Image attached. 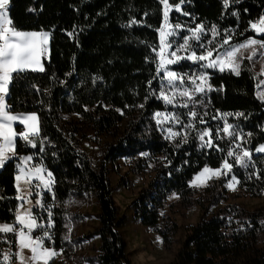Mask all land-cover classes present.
Segmentation results:
<instances>
[{
  "label": "trees",
  "instance_id": "1",
  "mask_svg": "<svg viewBox=\"0 0 264 264\" xmlns=\"http://www.w3.org/2000/svg\"><path fill=\"white\" fill-rule=\"evenodd\" d=\"M169 2L175 5L179 0ZM234 11L239 13L238 17L232 15ZM184 12L191 16L183 15ZM261 15H264V0H239V3L230 0L227 9L223 0H190L182 5L180 12H170V21L186 28L201 22L208 28L215 24L220 32L218 41L224 38V29L236 30L229 33L233 36L229 43L233 44L249 37L264 39V34L256 36L249 26V21L254 22ZM9 17L18 30L43 29L51 33L49 53L43 58L45 71H28L15 79L6 98L13 113L36 112L40 121L39 137L48 138L43 154L39 153V148H26L17 138L18 155L37 153L33 162H42L52 171L55 184L51 195L44 194L45 205L53 200L62 204L72 196L82 198L87 194L94 197L98 224L89 235L99 238V253L95 256L99 264H133L120 231L126 218L119 216L112 197L108 171L104 168L106 162L116 166L119 158L133 159L131 171L134 173L143 171L147 161L154 164V176L138 192L130 208L143 225L157 229L165 247L171 243L175 223L166 222L157 227L159 209L170 194L175 193L184 204H198L204 209L203 213H206V204L215 205L226 199L221 192L224 180L210 181L193 200L195 192L189 186V181L205 164L211 168L219 167L224 154L215 149H201L195 132L190 133L187 144L176 149L173 143L164 139L153 120L154 112L165 110L164 102L156 96H149L145 101V96L153 89L157 94L159 92L158 80L153 81L151 88L148 85L154 65L145 60L153 56L148 44H158L159 40L155 29L162 20V5L158 0H10ZM133 17L140 23L125 27ZM74 29L75 37L69 36ZM190 65L191 62L183 61L174 68L178 72H187L193 70ZM208 71L212 73L210 83L214 88L224 85L223 91L209 93L208 127L213 129V134L217 125L223 127V121L210 119L216 109L244 112L248 119L229 117V123L240 125L238 130L244 135L241 148L254 150L264 143V102L255 96L258 79L248 61H242L239 76L227 71ZM68 73L71 75H66ZM94 78H98L95 83ZM140 104L145 106L140 108ZM168 110L173 109L168 106ZM63 115H76L80 120L63 122ZM121 123L124 126L120 130ZM82 126L114 138L105 149L99 169L92 166L87 154L78 146L77 136ZM16 130L20 131L22 127L17 126ZM248 133L252 135L248 136ZM217 143L226 154L229 147L236 148L234 145L238 140L232 142L225 137ZM140 152H147L149 156L141 157ZM53 153H56L55 157ZM229 162L234 163L233 158H229ZM17 163L18 160L12 159L0 168V196L4 197L0 199V222L13 223L15 219ZM251 163L254 167L247 170L234 165L230 174L241 181L237 187L244 195L257 198L264 192V154L252 155ZM257 171L260 179L255 175L246 178ZM121 183L128 184L126 176ZM52 211L55 221L54 228L49 229L54 234L52 246L56 251L63 249L64 257L61 260L53 258L49 264H67L70 248L60 237L63 210L55 207ZM35 214L47 220L42 210L35 209ZM203 216L188 230L169 264H264V239L260 237L264 232V209L248 212L236 205H227L207 218ZM36 233L42 234V231L33 234ZM6 239L15 241L12 234ZM50 242L46 240V244ZM5 245L13 249L15 244L0 240V258Z\"/></svg>",
  "mask_w": 264,
  "mask_h": 264
},
{
  "label": "snow or ice",
  "instance_id": "2",
  "mask_svg": "<svg viewBox=\"0 0 264 264\" xmlns=\"http://www.w3.org/2000/svg\"><path fill=\"white\" fill-rule=\"evenodd\" d=\"M158 2L163 6V18L159 28L155 29L159 40L158 44H148L153 56L146 57L145 60L154 65V73L148 81V85L151 88L153 81L158 80L159 92L157 94L153 89L145 96V101L149 99V96H156L158 100L164 102L165 110L154 112L153 119L157 128L164 134V139L173 143L176 149L187 144L190 133L195 132L201 149H215L224 154V159L219 167L211 168L205 164L189 181V186H203L213 177L227 176L233 171L234 165L245 170L254 167L248 149L241 148L237 144L236 147L241 148L239 152L229 147L225 154L217 143L224 140L225 137L232 142L244 139L242 130H238L240 129L239 123H229V117L248 119L244 112H222L220 109H216L210 119L223 121V127L217 125L215 134H213V129L208 127V109L211 106L209 93L213 91L219 93L224 90L223 84L219 88L213 87L210 83L212 73L208 70L221 73L227 71L236 76L241 75L243 58L241 49H251L247 57L249 60L258 51L264 57V39L249 37L243 43L230 44L233 36L229 33L236 30L224 29V38L218 41L220 32L215 24L208 28L201 22L195 24V27L186 28L183 24H173L170 21V12L173 8L180 12L182 5L190 0H179V3L175 5L171 4L169 0H158ZM234 2L239 3V0H234ZM9 3L10 0H0V168H3L6 162L12 159L18 160L14 199L19 203L15 208L14 222L0 224V233L4 234V236H0V240H5L10 245L14 243L17 249L12 252L10 248L3 253L2 261L3 264H13L14 260L19 264H49L50 260L58 255L54 247L45 246L46 239L54 243V234L48 231L55 225L52 211L54 205H45L43 195L45 190L52 191L55 179L52 171L48 170L42 162H33L37 153L18 155L17 144V138H19L24 142L26 148H39V153L43 154L46 152L45 141L48 138L44 137L37 144V139L40 136V121L37 113H13L11 106L6 103V98L10 95V85L15 79L26 75L28 71H45L41 58L48 52L51 33L43 29L40 31L18 30L13 26V21L9 17ZM229 3L230 0H223L225 9L229 7ZM183 15L191 16L187 12H184ZM232 15L238 17L239 13L234 11ZM191 18L195 20V17ZM139 23L140 21L133 17L124 26L131 27ZM249 26L255 33L264 34V15H261L255 22L249 21ZM185 32L187 34H184ZM209 33L210 38L206 39ZM68 35L75 37V29ZM183 61L191 62L190 67L193 70L176 71L174 66L181 65ZM66 75H71V73ZM96 79L98 78L93 79V83ZM60 83H64V81H60ZM262 86H264V80H260L256 85V96L261 102H264ZM144 106V104L138 105L140 108ZM168 106H171L173 110L169 111ZM87 110L85 108V111ZM117 111L123 114L121 109H117ZM14 122L23 125L24 130L17 132ZM198 124L204 125V127L200 129ZM176 126H179L178 130ZM247 135L251 136L252 134L248 133ZM256 151L264 153V144L259 145ZM55 155L56 153H53L54 157ZM139 156L148 157L149 153L140 152ZM229 158H233L234 163H230ZM161 159L167 158L162 157ZM42 160L43 156H41ZM168 163L170 164L171 161ZM252 175L260 179L258 171L246 178L251 179ZM239 183L241 181L237 176L232 175L226 187L235 190ZM175 195L173 193V196ZM0 199H4V197L0 196ZM53 199H55V194H53ZM37 207L47 212L46 221L39 214H35ZM34 230L42 231V235L34 236ZM8 234L15 236L14 242L6 239ZM65 239L68 237L66 236ZM25 250L30 252V256L24 254ZM60 252L62 253L63 249H60Z\"/></svg>",
  "mask_w": 264,
  "mask_h": 264
},
{
  "label": "rangeland",
  "instance_id": "3",
  "mask_svg": "<svg viewBox=\"0 0 264 264\" xmlns=\"http://www.w3.org/2000/svg\"><path fill=\"white\" fill-rule=\"evenodd\" d=\"M173 10L175 11L174 8ZM255 35L260 36L262 34L255 33ZM252 38L258 39L256 37ZM245 40L233 44H240ZM241 52L243 54L242 61H248L251 70L258 79L257 84H259L260 80H264V57H262L260 55V52L258 51L257 54L253 56L251 60H249L247 59V57L250 54L251 49H241ZM261 90H264V86H262ZM256 92L257 87L255 89V96ZM69 120H80V118L76 115L62 116L63 122H67ZM17 126L22 127V130L20 131L24 130L23 125H20L18 122H14L15 130ZM123 126V123L119 124V129L121 130ZM176 127L178 130L179 127ZM81 128L82 129L77 136L78 146L87 154L92 166L95 169H99L101 161L104 158L105 149L107 146L114 142V138L107 134H96L87 126H82ZM40 140H42V138L38 137L37 144H39ZM240 141L241 140H238L237 144L240 145ZM258 146H256V148ZM256 148L254 150H249L251 156L260 153L256 151ZM240 150L241 148L237 147L234 149V151L236 152H239ZM132 164L133 159L122 157L117 160L116 166L112 165L110 162H106L104 164V168L108 171V179L112 187V197L118 206L119 216H125L126 218L125 223L120 228V231L124 239L126 240V252L128 258L133 264H169L175 258L191 226L198 223L203 215L204 218H207L224 206L236 205L248 212H253L261 208L264 209V192L260 197H249L244 195L239 190L237 185L235 187V190L226 187L228 181L231 180L230 173L227 176L213 177L212 179L207 181L206 185L191 187L195 192L192 197L193 200L200 196L202 190L209 184L210 181H225L223 183V186L221 187V192L226 196V199L220 201L215 205L206 204V213H203L204 209L194 202L184 204L177 195L173 196V194H170L166 198L163 206L159 209L160 220L157 228L161 227L166 222L175 223L176 228L171 237V243L169 247H165L162 244V239L159 233L156 231L157 229L154 227L152 228L143 225L140 219L134 216L133 209L130 208V204L136 199V197L138 196V192L142 188L146 187L148 182L154 176V164L147 161V167L143 169V171H140L138 173H134L131 171ZM124 176H126L128 180L127 185L121 183V180ZM45 193H49L51 195L53 191L45 190ZM170 197L172 198L170 199ZM18 203L19 202L17 201V204ZM48 204L54 205L53 208L59 207L63 210L62 216L64 218V224L60 237L62 242L67 243L70 248L67 264H99L95 259V256L99 253V238L97 236L89 235L98 224V206L94 197L87 194L83 195L82 198L72 196L62 204L56 202L55 200ZM36 209L40 208L37 207ZM42 211L43 214L47 215L46 211ZM3 223L4 222H0V224ZM36 231L38 230H34V232ZM0 235L4 234L0 233ZM39 235L42 234L36 233L34 236ZM66 236L68 237V239H65ZM157 237H159V239H157ZM260 237L261 239H264V232ZM46 240L45 246L53 247L52 241L50 242V244H46ZM10 248L12 252H15L17 250L15 245L13 249L11 246L5 245L1 250V255L7 252ZM57 252L58 255L53 258H58L59 260L63 259L64 252ZM24 254L26 256H30V252L28 250H25ZM0 264H3L2 257L0 258ZM13 264H19V262L14 260Z\"/></svg>",
  "mask_w": 264,
  "mask_h": 264
},
{
  "label": "crops",
  "instance_id": "4",
  "mask_svg": "<svg viewBox=\"0 0 264 264\" xmlns=\"http://www.w3.org/2000/svg\"><path fill=\"white\" fill-rule=\"evenodd\" d=\"M48 53H49V45H48V52L41 58V60H42V63H43V58L44 57H47L48 56Z\"/></svg>",
  "mask_w": 264,
  "mask_h": 264
},
{
  "label": "built area",
  "instance_id": "5",
  "mask_svg": "<svg viewBox=\"0 0 264 264\" xmlns=\"http://www.w3.org/2000/svg\"><path fill=\"white\" fill-rule=\"evenodd\" d=\"M51 38V37H50Z\"/></svg>",
  "mask_w": 264,
  "mask_h": 264
}]
</instances>
